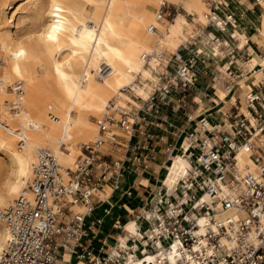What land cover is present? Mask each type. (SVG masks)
Instances as JSON below:
<instances>
[{
	"label": "built area",
	"instance_id": "built-area-1",
	"mask_svg": "<svg viewBox=\"0 0 264 264\" xmlns=\"http://www.w3.org/2000/svg\"><path fill=\"white\" fill-rule=\"evenodd\" d=\"M255 2L261 5V0ZM206 3L207 26L219 32L229 25L237 26L235 14L220 9L221 0ZM176 14L178 10L164 0L157 19L170 22ZM151 29L158 28L153 25ZM193 38L190 34L181 46L188 48ZM237 49H245L244 55L236 57L233 47L224 56L229 61L221 65L220 72L227 91L235 86L245 89L243 103H232V108L221 110L217 117L186 114V123L192 125L180 131L179 150L185 145L188 172L173 187L162 180L133 213L137 233L123 242L120 235L126 234V223L116 220L115 233L100 237L104 216L114 206L111 194L120 188L127 170L125 161L128 158L147 167L146 151L153 149L134 142L125 146L128 157L108 159L104 149L109 142L117 143L114 129L132 132L135 123L125 110H118L120 117L112 110L96 119L99 136L81 143L74 167L62 168L51 152L39 151L29 183L32 195L20 194L0 209V219L7 228L0 264H126L128 257H143L149 252L157 255V264H264V66L260 62L252 65L254 57H264V41L252 44L246 39ZM155 53L162 61L159 66L165 68L173 59L178 60L175 74L168 75L169 85L188 86L196 57L184 56L180 48L169 55L166 51ZM196 53L201 54L200 48ZM213 54L221 56L214 48ZM256 70H261L259 76ZM165 75L159 71L158 81H150L152 89L145 98L148 110L156 107L158 91L170 90L168 84L162 85ZM245 77L249 78L242 86L240 80ZM9 87L16 98L6 104L16 112L24 92L22 82ZM243 147L249 150L255 169L251 164H239ZM124 192L132 193L131 189ZM76 205L84 209H76ZM98 209L102 213L97 214ZM173 247L174 262L166 257Z\"/></svg>",
	"mask_w": 264,
	"mask_h": 264
},
{
	"label": "bare ground",
	"instance_id": "bare-ground-1",
	"mask_svg": "<svg viewBox=\"0 0 264 264\" xmlns=\"http://www.w3.org/2000/svg\"><path fill=\"white\" fill-rule=\"evenodd\" d=\"M163 1L34 0L33 8L25 15L30 20L23 31L11 28L14 0L0 6V150L5 153L0 159V209L20 194L32 195L29 183L41 149L51 152L62 168L74 167L81 153L80 144L99 136L91 114H106L115 96L118 106L124 104L129 97L122 89L127 86L139 95L148 94V83H137L138 76L157 82L153 70L159 69L161 58L155 52L175 49L186 39L183 29L188 19L184 15L178 14L165 25L158 21ZM184 1L200 20L207 22L209 6L204 0ZM261 3L264 7V0ZM8 11L12 13L7 17ZM258 21L257 33L264 41V10ZM153 25L161 32L152 30ZM246 39L242 37V44ZM256 62L264 66V57H254L252 65ZM254 73L259 76L261 70ZM247 78L240 80L242 86ZM17 81L22 82L24 92L20 109L13 112L6 103L16 98L9 86ZM229 94L235 99L233 89ZM227 95L226 89H217V100ZM184 150L185 145L166 167L164 181L170 187L188 172ZM238 158L241 166L251 164L256 168L246 147L241 148ZM75 207L84 209L82 205ZM125 223L126 234L120 235L123 242L137 233L134 218ZM6 239L7 228L0 219V251ZM175 254L173 247L166 257L174 262ZM157 259L149 252L143 257H128L126 264H157Z\"/></svg>",
	"mask_w": 264,
	"mask_h": 264
},
{
	"label": "crops",
	"instance_id": "crops-1",
	"mask_svg": "<svg viewBox=\"0 0 264 264\" xmlns=\"http://www.w3.org/2000/svg\"><path fill=\"white\" fill-rule=\"evenodd\" d=\"M169 1L172 3V7L178 10V14L184 15L188 19V23L184 25L183 29L186 34L185 40L190 37V34L194 35V38L190 39L191 45L188 48H183L180 42L175 49L164 48L163 51L169 55L180 48L184 56L196 57L191 69V81L186 87L169 85L168 75L175 74L178 64V60L173 59L169 67L159 66V71L167 73L162 85L168 84L170 90L168 93L163 90L157 92L156 107L148 110V102L145 98H140L138 94L131 97L124 92L129 97L125 98L126 109L124 110L130 118L135 119L134 131L128 132L122 128H115L117 143L106 144L104 149L106 157L108 159L128 157L130 152L126 154L125 146L134 142L148 144L153 149L146 151L148 152L147 167L133 164L128 158L125 161L127 170L120 180V188L113 191L110 198L114 206L111 212L104 216V222L99 230L101 233L106 226H109L113 231L111 230L106 235L115 233L114 223L116 220L126 222L133 218V213L145 204L155 190L161 186L162 180H165L166 167L172 162L173 155L180 151L179 146L183 137L180 131L183 127L189 128L192 125L186 123L187 113L193 112L195 115L210 113L217 117L221 110L232 108V103L237 105L243 103L245 89L239 86L233 88L235 99L227 91L226 99L217 100V89H225V81L222 79L220 68L223 63L229 61V57L225 58L224 56L233 47H236V57L244 55L245 49H237L239 45H243L242 37L247 38L252 44L257 41L256 39H259L256 28H258L259 16L264 10L262 3L259 5L255 0H240L241 2L239 0H229V2L221 0L220 9L234 13L237 18V26L229 25L225 31L219 32L211 26L202 24L203 21L199 19L197 12H193L184 3V0ZM206 1L204 0L207 5ZM253 21L256 22V25ZM159 22L162 25L166 23V21ZM156 32L160 33L161 29L158 28ZM198 48H200L201 54L196 53ZM213 48L221 56L214 55ZM145 109L147 110L145 111ZM142 115L146 118L142 119ZM170 122L173 123L172 126L169 125ZM144 179L148 180L146 184L143 182ZM127 189H131L132 193L124 192ZM96 213H102L101 209H98Z\"/></svg>",
	"mask_w": 264,
	"mask_h": 264
},
{
	"label": "rangeland",
	"instance_id": "rangeland-1",
	"mask_svg": "<svg viewBox=\"0 0 264 264\" xmlns=\"http://www.w3.org/2000/svg\"><path fill=\"white\" fill-rule=\"evenodd\" d=\"M6 1H8V0H0V6L2 5V4H4ZM31 1H34V0H14V9H12V11L14 10V17L12 18V19H10L9 21H11L12 22V24H11V28H12V30H16L17 28H18V30L19 31H23V27H24V25L30 20L29 19V17L28 16H25L26 14H28L30 11H31V9L33 8V4L31 3ZM41 1H43V0H41ZM224 1V0H223ZM226 2L228 1L229 2V0H225ZM16 8H17V10H16ZM12 11H8V13H7V17L8 16H10L11 15V13H12ZM209 10L208 9H206V12H208ZM23 15V16H22ZM206 21H207V18H206ZM2 25L3 26H6L7 24H6V22H4L3 21V19H2ZM16 23V24H13V23ZM167 22V21H166ZM202 24H205V23H203L202 22ZM258 42H263V40H260V39H256ZM162 62V61H161ZM147 66L150 68L151 67V65L149 64V63H147ZM159 69H160V67H159ZM159 69H157V70H153V73H154V75L156 76V77H158V72H159ZM151 79H146V78H143V77H141L140 75L138 76V78H137V80H136V82L137 83H139V84H144V83H148V88H149V90H148V94H146V95H139L136 91H134V90H132L131 89V87L130 86H127V87H125L124 89H122L123 90V92H125L128 96H131V97H135V94H138L139 96H140V98H147V96L149 95V93H150V90L152 89V84H151ZM153 81V80H152ZM154 82V81H153ZM9 91H13L12 89H9ZM110 102H111V104H112V106H116L117 105V98H116V96L115 97H113L111 100H110ZM112 106L111 107H108V110L106 111V112H108V113H112V110H114V113H116L117 115V117H120L119 116V114H118V110H119V108L120 109H126V105H125V103L124 104H120V106H118L117 108H112ZM111 111V112H110ZM107 113V114H108ZM98 117H100V116H98V115H95V114H91V119L92 120H94V121H96V119L98 118ZM87 141H89V140H87ZM87 141H85V142H87ZM81 145V144H80ZM3 157H5V153L4 152H2L1 150H0V159H2ZM76 209H80V208H78V207H75ZM81 210V209H80ZM112 229L111 228H109V226H106L102 231H101V233H100V236L101 237H103V236H105L106 235V233H108V232H110ZM113 231V230H112ZM114 240H112V239H110V242H113ZM99 244V242L98 241H96V244L95 245H98Z\"/></svg>",
	"mask_w": 264,
	"mask_h": 264
}]
</instances>
